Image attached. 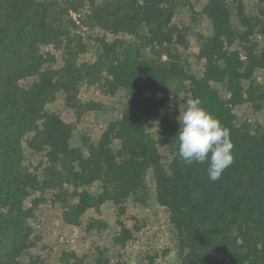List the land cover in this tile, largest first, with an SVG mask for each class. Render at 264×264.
Masks as SVG:
<instances>
[{
	"label": "trees",
	"instance_id": "obj_1",
	"mask_svg": "<svg viewBox=\"0 0 264 264\" xmlns=\"http://www.w3.org/2000/svg\"><path fill=\"white\" fill-rule=\"evenodd\" d=\"M181 1L191 0H0V264H45L46 205L90 233L87 214L106 203L125 212L149 172L180 264H264V124L250 114L264 108V9L207 0L196 75L183 60L188 30L174 22ZM83 80L115 99L117 117L73 147L75 124L50 106H83ZM173 96L199 97L230 130L220 179L209 180V161L180 159ZM131 236L123 224L113 236L120 256ZM97 249L61 250L58 264H123Z\"/></svg>",
	"mask_w": 264,
	"mask_h": 264
},
{
	"label": "rangeland",
	"instance_id": "obj_2",
	"mask_svg": "<svg viewBox=\"0 0 264 264\" xmlns=\"http://www.w3.org/2000/svg\"><path fill=\"white\" fill-rule=\"evenodd\" d=\"M207 0H191L179 2L174 22L187 28L188 44L184 50V62L189 72L199 75L203 62L197 58L201 38L209 32L210 22L203 12ZM250 14H259L264 9V2L257 0H243ZM77 22H80V13H72ZM264 45V36L260 37ZM260 81L264 84V74ZM78 98L80 104L73 111L62 98L51 105L52 110L62 114L75 124L71 139L73 147L84 146L85 143L96 141L98 132L105 123L117 117L114 109L115 99L108 97L101 90L99 84H90L83 80L79 84ZM98 102L100 108L95 112L86 111L84 103ZM181 98L172 97L170 104L176 120L186 105ZM70 112V113H69ZM80 114L79 121L76 114ZM252 126L260 127L264 124V108L258 111L251 110ZM164 148V143L160 144ZM154 188L151 173L144 177L143 188L126 204V210L118 214V210L111 203L94 208L86 216V221L93 228L87 233L85 224L67 225L62 220L61 209L46 205L37 215L36 227L43 236V247L40 250L45 264L60 263L61 250L76 251L84 254L89 250L97 252V247H104L114 257H118L123 264H180L174 252L172 235L168 228L167 214L161 210L154 199ZM90 222V223H89ZM121 224L126 225L132 232L128 247L124 255L120 256L113 236L118 235Z\"/></svg>",
	"mask_w": 264,
	"mask_h": 264
},
{
	"label": "clouds",
	"instance_id": "obj_3",
	"mask_svg": "<svg viewBox=\"0 0 264 264\" xmlns=\"http://www.w3.org/2000/svg\"><path fill=\"white\" fill-rule=\"evenodd\" d=\"M178 155L191 165L209 161L208 177L211 181L221 175L233 163V142L230 130L202 105L199 97L190 98L178 117Z\"/></svg>",
	"mask_w": 264,
	"mask_h": 264
}]
</instances>
